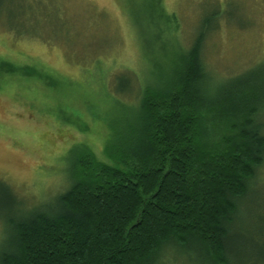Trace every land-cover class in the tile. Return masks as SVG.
I'll return each mask as SVG.
<instances>
[{
    "label": "trees",
    "instance_id": "obj_1",
    "mask_svg": "<svg viewBox=\"0 0 264 264\" xmlns=\"http://www.w3.org/2000/svg\"><path fill=\"white\" fill-rule=\"evenodd\" d=\"M210 1L213 9L180 48L160 41L162 26L168 22L170 28L176 16L163 23V10L150 0L142 40L150 80L142 68L136 75L115 72L114 87L104 85L102 97H92L97 108L108 107L112 122L102 158L86 143L72 145L53 205L29 209L0 180V221L10 227L0 264H155L165 251L191 248L203 264H264L262 195L248 229H231L264 166V73L255 72L258 64L219 80L209 70L206 41L228 23L226 0ZM22 2L30 15L38 13L36 5ZM15 65L0 58V87L7 72L33 100L36 87L19 77L40 70L17 68L22 75H16ZM88 113L93 125L104 123L101 113ZM79 118V125L63 120L87 132L88 123ZM244 251L251 252L246 262L234 256Z\"/></svg>",
    "mask_w": 264,
    "mask_h": 264
},
{
    "label": "rangeland",
    "instance_id": "obj_2",
    "mask_svg": "<svg viewBox=\"0 0 264 264\" xmlns=\"http://www.w3.org/2000/svg\"><path fill=\"white\" fill-rule=\"evenodd\" d=\"M28 2L36 5L32 7L37 14L30 15L22 0H0V58L16 64L12 74L22 75L17 68L33 65L40 70L19 77L36 87L37 97L33 100L3 72L7 77L0 87V180L10 184L27 201L29 209H40L53 205L55 193L61 190L67 174L65 157L72 145L86 143L102 158V141L112 122H108V107L101 104L97 108L92 97L101 98L104 85L108 87L110 83L114 87L115 72L130 69L136 75L142 68L150 80V61L146 64L142 49V40L148 35L144 20L150 0ZM154 3L164 12L160 16L163 23L170 14L176 16L175 24L169 23L170 28L168 22L162 26L161 43L180 48L188 45L204 14L213 9L210 0ZM224 7L228 23L208 37L205 45L209 70L219 80L253 70L258 64L255 72L264 73L260 65L264 61V0H226ZM61 76L74 82H66V86ZM77 83H83V88ZM89 109L101 113L102 125L89 121ZM76 113L88 123L87 132L63 120L69 118L79 125L80 116L76 117ZM252 183L255 187L231 227L234 234L241 224L248 229L246 225L257 209L256 197L262 195L264 199V166ZM0 199L3 200L1 191ZM14 212L11 210L7 216ZM9 229L7 223L0 221V248L5 247ZM196 251H165L155 264H203ZM249 254L250 251L235 252L234 256L246 262Z\"/></svg>",
    "mask_w": 264,
    "mask_h": 264
}]
</instances>
